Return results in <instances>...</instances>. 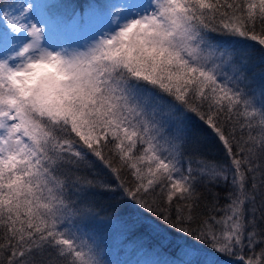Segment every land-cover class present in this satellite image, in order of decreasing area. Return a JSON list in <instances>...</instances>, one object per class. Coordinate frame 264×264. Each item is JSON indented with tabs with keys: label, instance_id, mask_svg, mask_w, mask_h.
Here are the masks:
<instances>
[{
	"label": "snow or ice",
	"instance_id": "1",
	"mask_svg": "<svg viewBox=\"0 0 264 264\" xmlns=\"http://www.w3.org/2000/svg\"><path fill=\"white\" fill-rule=\"evenodd\" d=\"M54 7L0 4V264H104L85 231L94 188L143 209L137 230L264 264V70L231 43L264 52V0L90 6L128 15L82 48L48 42ZM193 117L223 161L203 155ZM97 163L115 187L89 175Z\"/></svg>",
	"mask_w": 264,
	"mask_h": 264
},
{
	"label": "trees",
	"instance_id": "2",
	"mask_svg": "<svg viewBox=\"0 0 264 264\" xmlns=\"http://www.w3.org/2000/svg\"><path fill=\"white\" fill-rule=\"evenodd\" d=\"M41 3L55 5L54 8L45 9L49 23L57 26L59 29L67 30L73 24L77 27L86 26L95 16L92 14L90 6L95 5H122L126 0H40ZM0 4H20V0H0ZM10 12H14L9 9ZM82 13H88L89 19L87 23L80 19ZM3 12L0 11V17ZM127 14L120 15L117 18V23H122ZM4 22L0 19V29H3ZM109 26L102 28L92 34V37L99 33L101 30H109ZM115 29V26H114ZM232 45L247 49L251 54V61L254 65V71L259 76L264 70V52L261 51L260 46L256 42L245 40L242 38H235L231 41ZM191 124L198 131L200 138V147L203 155L209 159L223 161L225 159V152L221 142L216 136L207 129L197 118L193 117ZM99 175V178L107 183H111L115 187V181L111 174L103 168L102 165L97 163V167L89 175ZM205 192L204 188L200 189ZM214 191L221 193L220 206L222 207L227 201L223 198V193L227 188L222 186ZM88 201L94 205L95 211L98 213L94 218H90L85 222V231H93L94 227L106 230L110 238L121 235L127 242L125 248L118 249V254L122 253V258L125 264H135L140 261L136 260L137 252L143 253L146 258L155 261L153 258H160L158 262H164L165 259L174 262H181L183 264H239L237 257L227 256L219 253L210 245L202 243L195 239L193 236H188L181 233L170 226L162 225L159 234H146L134 227L138 215L143 213V209L133 204L131 201L126 200L119 191L112 192L106 191L103 188H94L89 190ZM219 215L220 213H215ZM104 231L97 234H103ZM92 235V234H91ZM96 241L100 242V249L110 252V245H105V240L100 236H93ZM246 254V253H245ZM153 256V257H152ZM150 261V260H149ZM157 264V262H153Z\"/></svg>",
	"mask_w": 264,
	"mask_h": 264
},
{
	"label": "rangeland",
	"instance_id": "3",
	"mask_svg": "<svg viewBox=\"0 0 264 264\" xmlns=\"http://www.w3.org/2000/svg\"><path fill=\"white\" fill-rule=\"evenodd\" d=\"M35 3L37 2V0H20V4H24V3ZM39 2H41L39 0ZM129 2H133V0H126L124 2L125 3H129ZM136 2H140V3H147L148 0H136ZM113 5V4H111ZM119 5V4H117ZM110 6V5H108ZM45 10V9H44ZM44 10H42V17L44 20L47 21V36H48V42L53 44V45H64L67 47H73V48H82L84 45L88 44L91 39H92V34L102 28L105 27H112L111 29H114V26L116 27V23H117V18L120 15H124L127 13H116L115 9L112 8H108L106 9V15L101 17L98 15L93 14V16H95L89 23H87L86 26H81V27H77V24H73L70 28H68L66 31L59 29L57 26L49 23V20L47 18V15L45 14ZM14 14V13H13ZM15 14H18L17 12ZM14 14V15H15ZM30 18L31 17H35L36 19H40L41 17H36L35 13L29 14ZM128 15V14H127ZM114 16L116 17L114 19ZM99 228V227H98ZM97 227H94L93 231H89V235H91L92 237L97 235L102 237L105 240V245H110L113 246L115 248H111L110 252H106L104 251L102 253L101 251V259L104 261V264H125L122 261V258H120L121 254H118V249L120 248H125L126 243L124 240V237L121 235L115 236L113 239L110 238L109 233L104 230V229H98ZM104 231L103 234H97L98 232ZM96 240V239H95ZM97 243L100 246V242L97 241ZM137 256L136 260H139V262L135 263V264H154L153 262H157V264H183L181 262H174V261H169L167 259L164 260V262H158L161 259L160 258H153L155 261H152L151 259L146 258V256L143 253H139L137 252L136 255ZM153 257V256H152ZM150 260V261H149ZM131 264V263H130Z\"/></svg>",
	"mask_w": 264,
	"mask_h": 264
}]
</instances>
